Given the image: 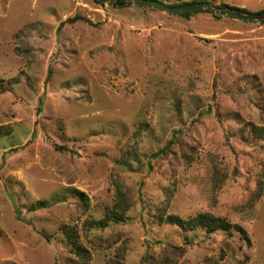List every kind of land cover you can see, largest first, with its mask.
Masks as SVG:
<instances>
[{
    "label": "rangeland",
    "instance_id": "rangeland-1",
    "mask_svg": "<svg viewBox=\"0 0 264 264\" xmlns=\"http://www.w3.org/2000/svg\"><path fill=\"white\" fill-rule=\"evenodd\" d=\"M0 125V264H68L65 224L89 264H264V21L0 0ZM116 181L132 205L105 221ZM164 210L221 216L249 240L184 231Z\"/></svg>",
    "mask_w": 264,
    "mask_h": 264
},
{
    "label": "trees",
    "instance_id": "trees-1",
    "mask_svg": "<svg viewBox=\"0 0 264 264\" xmlns=\"http://www.w3.org/2000/svg\"><path fill=\"white\" fill-rule=\"evenodd\" d=\"M96 1L100 2L98 0ZM114 1L122 5L127 4L126 0H114ZM192 2H198V1L192 0ZM182 4H186V3L179 2V3L173 4V6H179ZM224 5L225 4H223L222 6ZM225 6H228V5H225ZM148 7H152V6H148ZM202 11L212 13L210 10H200V11H193V12H185L180 15L186 18H190L192 15L197 14ZM213 16L215 18L222 17L220 15H215V14H213ZM11 132H12V127L10 125H0V136L10 134ZM254 132L256 136H258V138L264 139V127L262 126L254 127ZM263 176H264V171H263ZM116 186H117V197H116V202H115V208L112 211V213L104 219L105 221H108L111 219H117V220L123 219L125 216H127V212L130 210L131 205H132V200L129 197L128 190L125 189V186H123V184L118 181H116ZM83 194L84 193H82V195ZM158 218L163 220L165 223L176 225L177 227L183 229L184 231H193L198 228H204V230L208 234H213L217 231L231 232L234 230V231L239 232L240 236L243 239L249 240L247 237V231L242 225L231 223L226 218L214 215L209 212L199 213L194 217H190L186 219L177 214H167L166 215V212L164 210L158 214ZM105 221H101V223H104ZM63 231L68 236L69 242L71 243V246L74 248L75 254H76V257L70 260L68 264H89V261L91 259V254L89 250L80 243V237L75 227L65 224L63 226ZM171 246L174 249L183 248V246H179L175 244H172ZM176 254L177 253L175 254L172 253V255L174 256H176ZM223 259H224V256L221 255L215 258L214 262H212L211 264H219V261ZM242 262L245 263L246 261L243 260ZM106 264H127V263L123 261H111V262H107ZM158 264H166V261L162 260L161 263L159 262Z\"/></svg>",
    "mask_w": 264,
    "mask_h": 264
},
{
    "label": "water",
    "instance_id": "water-1",
    "mask_svg": "<svg viewBox=\"0 0 264 264\" xmlns=\"http://www.w3.org/2000/svg\"><path fill=\"white\" fill-rule=\"evenodd\" d=\"M102 3H108L111 0H98ZM127 3L139 5V6H152L159 8L163 11H167L175 14H182L185 12H193L200 10H210L215 15L220 16H231L240 20H250V21H264V11L259 13H251L241 8L214 5L205 1L191 2L182 4L179 6L167 5L158 0H126Z\"/></svg>",
    "mask_w": 264,
    "mask_h": 264
}]
</instances>
